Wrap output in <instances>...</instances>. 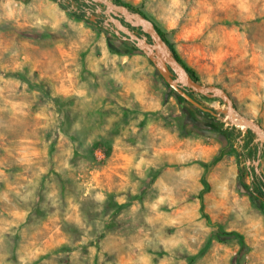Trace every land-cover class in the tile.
Returning <instances> with one entry per match:
<instances>
[{
	"label": "rangeland",
	"instance_id": "1",
	"mask_svg": "<svg viewBox=\"0 0 264 264\" xmlns=\"http://www.w3.org/2000/svg\"><path fill=\"white\" fill-rule=\"evenodd\" d=\"M122 1L264 130V0ZM95 9L0 0V264H264L256 133Z\"/></svg>",
	"mask_w": 264,
	"mask_h": 264
},
{
	"label": "water",
	"instance_id": "2",
	"mask_svg": "<svg viewBox=\"0 0 264 264\" xmlns=\"http://www.w3.org/2000/svg\"><path fill=\"white\" fill-rule=\"evenodd\" d=\"M85 1L96 4V13H101L107 17V20L112 23V30L117 37L131 42L145 54L163 80L177 95H180L193 107L212 114L216 113L196 100L192 94H201L207 98H219L226 104L225 113L233 123H235L234 119L238 118L240 124L254 131L258 142L254 169L256 173L259 172L258 164L264 146V130L252 119L240 115L236 111L230 94L224 88L215 85H205L200 81H196L175 57L170 46L157 31L155 23L147 16L132 11L125 5L116 4L112 0ZM91 20L94 21V17H91ZM122 21L127 23V25L123 24ZM138 29L141 30V34L137 33Z\"/></svg>",
	"mask_w": 264,
	"mask_h": 264
},
{
	"label": "trees",
	"instance_id": "3",
	"mask_svg": "<svg viewBox=\"0 0 264 264\" xmlns=\"http://www.w3.org/2000/svg\"><path fill=\"white\" fill-rule=\"evenodd\" d=\"M113 2H115L116 4H122L127 6L129 9H131L132 11H136L139 12L140 14L147 16L145 13H143L142 11H140L137 8L132 7L130 4H128L127 2H124L122 0H112ZM60 5L62 8L66 9L68 8L72 3H76L79 5V11L84 15L85 13H87V11L92 7L88 2H86L85 0H64V1H59ZM77 9H74L72 12H76ZM148 17V16H147ZM123 22V21H122ZM156 29L157 31L160 33V35L163 37V39L167 42V44L170 46V48L172 49L175 57L179 60V62L181 64H183V66L186 68V70L188 71V73L196 80L199 81L198 75L195 72L194 69H192L190 66H188L187 64L184 63V61L180 58V56L176 53L175 49L173 48L171 42L167 39L164 31H162L156 24ZM232 132L233 131H227L226 132V136L228 141H231L233 139L232 136ZM254 138V134L252 132V130L250 128L246 129V140L244 142V146H248L250 145V143L253 141ZM253 146L251 148V155L248 156V159H256L257 156V150L255 152ZM257 147V146H256ZM249 191L255 195L259 200L264 201V177L259 174V173H255L252 175V186H249ZM207 223H209V220L207 219Z\"/></svg>",
	"mask_w": 264,
	"mask_h": 264
},
{
	"label": "flooded vegetation",
	"instance_id": "4",
	"mask_svg": "<svg viewBox=\"0 0 264 264\" xmlns=\"http://www.w3.org/2000/svg\"><path fill=\"white\" fill-rule=\"evenodd\" d=\"M89 3V2H88ZM91 6H94V7H96V4H93V3H89ZM101 16H104L103 14H99V13H97V15H96V19H98L99 17H101ZM252 178V177H251Z\"/></svg>",
	"mask_w": 264,
	"mask_h": 264
},
{
	"label": "bare ground",
	"instance_id": "5",
	"mask_svg": "<svg viewBox=\"0 0 264 264\" xmlns=\"http://www.w3.org/2000/svg\"><path fill=\"white\" fill-rule=\"evenodd\" d=\"M234 122L237 123L239 126L244 127V125L240 124V121H239L238 118L237 119H234Z\"/></svg>",
	"mask_w": 264,
	"mask_h": 264
},
{
	"label": "crops",
	"instance_id": "6",
	"mask_svg": "<svg viewBox=\"0 0 264 264\" xmlns=\"http://www.w3.org/2000/svg\"><path fill=\"white\" fill-rule=\"evenodd\" d=\"M180 187H181V184H180Z\"/></svg>",
	"mask_w": 264,
	"mask_h": 264
}]
</instances>
